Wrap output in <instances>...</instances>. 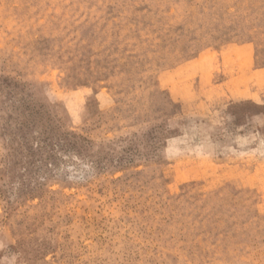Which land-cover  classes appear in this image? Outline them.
I'll return each instance as SVG.
<instances>
[{
	"label": "rangeland",
	"instance_id": "rangeland-1",
	"mask_svg": "<svg viewBox=\"0 0 264 264\" xmlns=\"http://www.w3.org/2000/svg\"><path fill=\"white\" fill-rule=\"evenodd\" d=\"M0 264H264V0H0Z\"/></svg>",
	"mask_w": 264,
	"mask_h": 264
}]
</instances>
